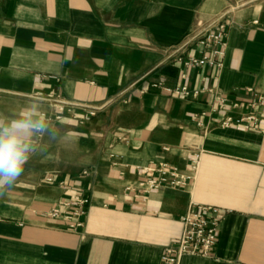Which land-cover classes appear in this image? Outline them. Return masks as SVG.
<instances>
[{"label":"crops","instance_id":"obj_1","mask_svg":"<svg viewBox=\"0 0 264 264\" xmlns=\"http://www.w3.org/2000/svg\"><path fill=\"white\" fill-rule=\"evenodd\" d=\"M219 22L218 66L176 61L200 57L194 37ZM179 85L198 94L163 90ZM245 88L264 93V0H0V112L39 102L52 113L49 95L100 107L53 123L60 139L0 190V264H163L193 203L227 213L213 256L178 264H264V134L194 119ZM160 162L183 184L138 190L141 169Z\"/></svg>","mask_w":264,"mask_h":264},{"label":"built area","instance_id":"obj_2","mask_svg":"<svg viewBox=\"0 0 264 264\" xmlns=\"http://www.w3.org/2000/svg\"><path fill=\"white\" fill-rule=\"evenodd\" d=\"M224 30L225 24L220 22L212 28L200 29L194 40L204 47L201 56H189L183 59L179 55L176 61L190 67L218 66L219 62H217L216 58L223 54ZM163 90L175 97H189L198 94V90L190 91L185 85L167 87ZM244 91L247 99H231L225 94H216L211 108L194 116L197 125L203 129L219 126L264 134V93L253 88H245ZM48 102L54 111L45 113L53 123L62 121L65 116L89 119L95 116L100 109V107L66 101L53 95H49ZM77 111H81V115L76 114ZM213 117L218 120L209 126L205 119L208 121L209 118ZM197 163L198 156H195L191 164L196 167ZM141 171L143 175L137 183V189L144 193L164 185L177 186L183 184L184 178L177 166L163 162L150 163L143 167ZM83 174H86V172L84 171ZM46 181L52 182V176L47 177ZM75 202L77 208L64 217L66 220L71 221L69 224L70 229H76L82 225L79 218L84 213V207L89 204V198L83 195L76 199ZM69 205L70 202H63V206ZM226 213V211L216 206L191 204L179 218L182 226L180 235L163 248L160 256L161 262L163 264H178L184 256L212 257ZM48 214L54 218L61 215L57 208H52Z\"/></svg>","mask_w":264,"mask_h":264},{"label":"clouds","instance_id":"obj_3","mask_svg":"<svg viewBox=\"0 0 264 264\" xmlns=\"http://www.w3.org/2000/svg\"><path fill=\"white\" fill-rule=\"evenodd\" d=\"M60 135L39 102L18 112H0V190L14 185L29 161Z\"/></svg>","mask_w":264,"mask_h":264},{"label":"rangeland","instance_id":"obj_4","mask_svg":"<svg viewBox=\"0 0 264 264\" xmlns=\"http://www.w3.org/2000/svg\"><path fill=\"white\" fill-rule=\"evenodd\" d=\"M55 153H56V152H54V156H56ZM59 155H60V157H62L63 159H66V158H67L66 154H64V153L62 152V150H59ZM52 156H53V153H51V150H50V151L47 153V158L51 159Z\"/></svg>","mask_w":264,"mask_h":264}]
</instances>
